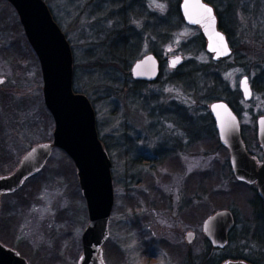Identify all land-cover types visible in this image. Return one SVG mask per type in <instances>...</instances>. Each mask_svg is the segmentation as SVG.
Instances as JSON below:
<instances>
[{
  "label": "rangeland",
  "instance_id": "obj_1",
  "mask_svg": "<svg viewBox=\"0 0 264 264\" xmlns=\"http://www.w3.org/2000/svg\"><path fill=\"white\" fill-rule=\"evenodd\" d=\"M43 1L69 43L73 90L88 98L98 138L111 162L113 204L108 238L100 251L103 263L207 264L208 244L202 222L213 212L228 209L236 219L232 238L224 249L213 252V258L238 252L264 264L263 243L254 237L255 184L238 182L230 172L229 152L218 142L206 102L208 90L202 88L205 84H198L190 92L169 83L171 70L167 66L171 57L193 59L218 72L230 92L240 93L238 82L242 75L261 84L264 0H210L227 27L234 28L235 50L248 61L237 63L229 58L224 63L231 62V67L213 65L204 47L187 54L182 45L195 40L200 30L185 24L163 49L159 81L147 82L139 90L132 89L130 68L135 59L128 69L118 63L96 62L103 59V37L110 27L107 15L93 13L95 9L89 8L97 0H89L88 4L87 0ZM141 2L151 12L163 13L168 8L162 0ZM147 53L148 47L144 46L137 58ZM95 70L100 73L92 72ZM0 77L3 176L15 170L30 147L52 141L54 128L43 103L38 60L15 11L5 0H0ZM237 104L245 148L260 164L262 151L256 120L264 116V90L253 91L250 101L239 98ZM181 114L187 119L178 116ZM192 123H196L195 127ZM192 129L195 133H190ZM163 143L172 150L155 164L154 153ZM138 157H142V164L136 162ZM88 223L75 168L58 148L53 149L42 170L21 188L0 195V242L28 264H77ZM189 231L193 233L191 242L186 239Z\"/></svg>",
  "mask_w": 264,
  "mask_h": 264
},
{
  "label": "water",
  "instance_id": "obj_2",
  "mask_svg": "<svg viewBox=\"0 0 264 264\" xmlns=\"http://www.w3.org/2000/svg\"><path fill=\"white\" fill-rule=\"evenodd\" d=\"M15 9L24 34L35 52L41 69L43 99L54 121L52 142L40 143L23 156L10 175L0 177V194L19 188L24 180L38 172L54 147L60 148L73 160L81 193L86 200L89 223L82 234V255L78 264H103L101 245L108 236V220L113 204L110 160L98 138L95 115L85 95L72 90V54L63 32L53 20L43 0H6ZM211 9V12L207 11ZM180 12L184 22L199 26L206 40V51L212 59L228 56L231 50L224 34L218 29L211 5L204 0H181ZM180 56L169 60V67L180 64ZM159 73L157 58L148 53L131 67L135 80L153 81ZM3 81L0 78V83ZM239 90L245 101L252 97L247 76L239 80ZM215 121L218 139L229 150V163L234 176L255 183L263 202L264 213V116L256 120L257 138L263 151L262 163L257 166L246 151L240 135L238 117L224 101L209 105ZM234 225L231 211L221 209L206 217L202 230L213 247L222 248ZM193 233H187L191 242ZM0 264H27L15 251L0 244ZM221 264H249L244 260L227 259Z\"/></svg>",
  "mask_w": 264,
  "mask_h": 264
},
{
  "label": "trees",
  "instance_id": "obj_3",
  "mask_svg": "<svg viewBox=\"0 0 264 264\" xmlns=\"http://www.w3.org/2000/svg\"><path fill=\"white\" fill-rule=\"evenodd\" d=\"M162 1H165L168 5L167 10L163 13L151 12L148 8H146L145 3L143 4L141 0L93 1L89 7L95 9L92 12H96V14L99 15L105 14L107 15V19L110 20V27H108V31L105 30L107 32L103 37L104 44L102 43L103 46L100 45V47L102 46L104 56L102 61L99 59L96 60L97 64L108 65L110 63H118L121 66L124 65V67L128 69L131 61L138 57L144 46H147L149 52L153 53L159 59V62H161L160 75L156 81L152 82L157 83L162 75V60L160 58L163 49L171 44L174 34L178 32V30L184 25L183 17L179 8L180 0ZM205 1L213 7L217 16L218 27L225 34L231 47V54L229 57L220 59L217 62H212L210 64H225L224 62L229 60V58H233L237 63L248 61L249 59L244 56L242 52L235 50L232 40L234 28L230 30V28L227 27L222 19V14L214 5H212L213 2L210 0ZM88 3L89 0H87L86 4ZM102 8H110V10L109 12H103ZM136 23H138L139 26L136 25ZM182 46L183 51L191 55V53H193L195 50H200L201 48L205 47L204 38L202 34H199L195 40L188 41ZM90 61L91 60H88V62ZM225 65L227 67L232 66L231 62L226 63ZM256 66L257 65L255 64V68ZM92 72L100 73V71L97 70ZM260 75L262 76L261 84L255 83V79H252L251 81V87L253 91L264 90L263 68L261 69ZM168 82L179 84L183 89L189 90L190 92L196 88L198 84L200 85L201 83H204L205 85L202 88L205 87L206 91L208 90V94L206 95L208 96L206 101L207 103L215 100H225L238 116L240 114V109L237 106V100L241 98L239 95L240 93H238V91L230 92L226 82L222 80L218 72L208 69L206 66L197 64L193 59H187L183 61L175 70L170 72L168 75ZM145 86L146 82L133 80V90H139L141 87ZM174 113L175 111L173 110V114ZM178 116H184L185 119L188 117L187 115L183 114ZM195 124H193L194 127ZM189 131L190 133H195L193 129ZM199 134H201V132ZM195 136H197V134ZM171 150L172 148H165V144L163 143L158 148V150L155 151L153 162L157 164L158 161H162L167 157L168 152H171ZM140 160H143L142 157L136 158V162L142 164ZM253 198L255 206L254 212L256 213V227L254 237L256 241L264 244V220L261 211V203L256 194ZM261 226L263 232H261ZM232 232L233 231H231L229 235V240L232 238ZM263 244H260L262 248L264 247ZM213 252H216V249L212 248L210 244H208L207 253L209 254V258L206 261L207 264H220L221 261L227 258L244 259L250 263L258 264L256 261L249 258V256L238 252H233V254H224L214 259L212 256Z\"/></svg>",
  "mask_w": 264,
  "mask_h": 264
},
{
  "label": "snow or ice",
  "instance_id": "obj_4",
  "mask_svg": "<svg viewBox=\"0 0 264 264\" xmlns=\"http://www.w3.org/2000/svg\"><path fill=\"white\" fill-rule=\"evenodd\" d=\"M207 11L211 12V9H207Z\"/></svg>",
  "mask_w": 264,
  "mask_h": 264
},
{
  "label": "flooded vegetation",
  "instance_id": "obj_5",
  "mask_svg": "<svg viewBox=\"0 0 264 264\" xmlns=\"http://www.w3.org/2000/svg\"><path fill=\"white\" fill-rule=\"evenodd\" d=\"M253 264V263H252Z\"/></svg>",
  "mask_w": 264,
  "mask_h": 264
}]
</instances>
